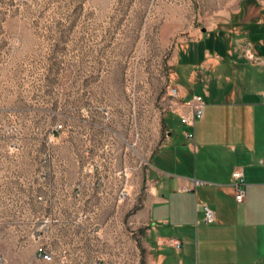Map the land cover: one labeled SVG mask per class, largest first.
Segmentation results:
<instances>
[{
  "label": "rangeland",
  "instance_id": "1",
  "mask_svg": "<svg viewBox=\"0 0 264 264\" xmlns=\"http://www.w3.org/2000/svg\"><path fill=\"white\" fill-rule=\"evenodd\" d=\"M206 24L202 0H0V264H44L25 203L51 190L43 172L56 193L75 182L92 200L98 182L136 212L169 84L203 93L181 57L204 48ZM108 253L98 260L125 262Z\"/></svg>",
  "mask_w": 264,
  "mask_h": 264
},
{
  "label": "crops",
  "instance_id": "2",
  "mask_svg": "<svg viewBox=\"0 0 264 264\" xmlns=\"http://www.w3.org/2000/svg\"><path fill=\"white\" fill-rule=\"evenodd\" d=\"M262 1L202 0L207 24L194 42L204 48L181 61L191 69L192 87L201 84L203 93L178 86L183 99L204 95V115L196 121L195 140L187 138L189 127L179 115L164 116L166 133L144 168L146 191L136 212L113 200L110 190L98 196V182L92 200L80 199L75 182L67 194L56 193L43 172L51 190L25 203L40 216V251L53 255L44 264H103V252H120L122 264H264ZM246 46L261 60H249ZM173 116L178 122L168 121ZM235 167L245 173L243 201L236 199ZM205 204L216 221H206ZM86 206L94 211L85 212ZM171 238L183 242L181 250Z\"/></svg>",
  "mask_w": 264,
  "mask_h": 264
},
{
  "label": "built area",
  "instance_id": "3",
  "mask_svg": "<svg viewBox=\"0 0 264 264\" xmlns=\"http://www.w3.org/2000/svg\"><path fill=\"white\" fill-rule=\"evenodd\" d=\"M264 5V0L262 1ZM240 49V48H238ZM243 52L247 58L253 62L260 61L259 56L254 52L251 46L243 47ZM169 94L175 100L169 114H177L180 116L182 122L189 127L186 131V136L189 140H195V126L197 119L204 115L205 111V98L203 94H195L190 99H183L180 96V88L172 82L168 86ZM234 179V187L236 191V199L243 201L246 198V182L245 173L242 167H235L232 173ZM121 197L126 198L128 191L126 188L121 190ZM205 219L208 223L216 221V212L208 204L204 205ZM170 242L178 249L181 250L183 242L180 239L171 238ZM39 256L41 259L52 260L53 255L47 251H40Z\"/></svg>",
  "mask_w": 264,
  "mask_h": 264
}]
</instances>
